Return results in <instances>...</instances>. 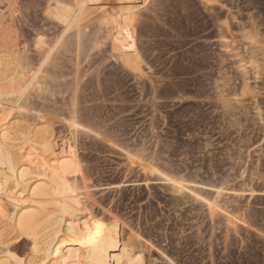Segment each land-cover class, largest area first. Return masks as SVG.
<instances>
[{
  "label": "rangeland",
  "instance_id": "374dc122",
  "mask_svg": "<svg viewBox=\"0 0 264 264\" xmlns=\"http://www.w3.org/2000/svg\"><path fill=\"white\" fill-rule=\"evenodd\" d=\"M51 1L0 0V53L14 61L24 48L40 83L12 103L21 126L76 139L92 213L125 222L143 264H264V0H138L135 71L114 55L98 12L79 45L49 17ZM6 228L0 255L30 258L33 243Z\"/></svg>",
  "mask_w": 264,
  "mask_h": 264
},
{
  "label": "bare ground",
  "instance_id": "6f19581e",
  "mask_svg": "<svg viewBox=\"0 0 264 264\" xmlns=\"http://www.w3.org/2000/svg\"><path fill=\"white\" fill-rule=\"evenodd\" d=\"M97 1L92 10L88 0H52L48 15L62 24L65 31L74 30L80 45L81 23L98 12L99 25L107 28L114 55L125 68L135 71L138 54L134 14L141 9L135 4L138 0H125L127 5L119 11L109 5V0ZM147 2L143 0L142 5ZM203 2L211 4L208 0ZM222 37L220 43L226 40ZM43 43L39 41V53L49 61L52 50ZM3 55L0 53V195L12 206L9 210L0 203V224L7 227L6 237L20 231L22 223L29 229L33 237L32 256L27 257L30 264H95L101 254L104 264H143V252L137 241L125 234L127 224L111 211L103 216L92 213V196L80 184L86 176L76 139L58 144L50 126L38 131L21 126L12 103L29 98L40 83L24 48L19 49L14 61ZM239 70L246 73L244 65ZM170 183L179 192L186 189L183 181L171 179ZM10 184L14 185L12 189ZM112 241L115 245L108 246ZM118 248L119 252L114 253ZM17 257L26 259L5 249L0 264H17Z\"/></svg>",
  "mask_w": 264,
  "mask_h": 264
},
{
  "label": "snow or ice",
  "instance_id": "6c2138e0",
  "mask_svg": "<svg viewBox=\"0 0 264 264\" xmlns=\"http://www.w3.org/2000/svg\"><path fill=\"white\" fill-rule=\"evenodd\" d=\"M153 6H159V0H154L153 5H149V7H153ZM102 131H104L105 135L110 136L113 139H120V134L117 130L114 129H107V128H102ZM113 147H116L115 144L112 145ZM29 159H31L29 157ZM38 227V226H37ZM28 236V239L31 240L33 237L29 234V229L24 228L23 223L21 225V229L20 231L17 232V236ZM262 235H264V233H262ZM115 245V241H112L110 245L108 246H114ZM127 250V249H126ZM30 255V254H29ZM17 264H30V262L27 260V257L25 260H20L17 257ZM95 264H104L103 258H102V254H101V258L95 261ZM170 264H172V262H170Z\"/></svg>",
  "mask_w": 264,
  "mask_h": 264
}]
</instances>
